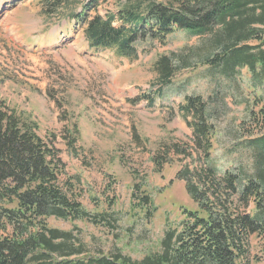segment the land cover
Here are the masks:
<instances>
[{
    "label": "rangeland",
    "instance_id": "1",
    "mask_svg": "<svg viewBox=\"0 0 264 264\" xmlns=\"http://www.w3.org/2000/svg\"><path fill=\"white\" fill-rule=\"evenodd\" d=\"M40 1L0 0V104L52 141L65 165L60 181L91 216L52 217L47 224L71 233L83 257L122 253L141 260L158 253L183 210L196 208L177 178L191 160L174 146L193 149L192 118L186 120L181 107L190 97L206 103L215 127L209 165L219 175L244 176L252 172L248 133L259 132L249 113L258 110L264 84L246 69L221 63L227 43L221 28L205 36L177 30L165 44L141 41L138 58L129 60L114 50L91 49L76 22L47 18ZM138 1L162 0H109L92 15H117ZM161 58L168 60L169 76ZM261 244L251 238L253 264L262 257Z\"/></svg>",
    "mask_w": 264,
    "mask_h": 264
},
{
    "label": "trees",
    "instance_id": "2",
    "mask_svg": "<svg viewBox=\"0 0 264 264\" xmlns=\"http://www.w3.org/2000/svg\"><path fill=\"white\" fill-rule=\"evenodd\" d=\"M108 1L40 4L47 18L76 22L91 49L114 50L129 60L138 58L141 41L165 44L177 30L205 36L221 28L227 42L221 63L246 69L256 83L264 84V0L138 1L119 8L117 15H92ZM117 17L121 27L114 26ZM159 65L164 76L171 74L167 59L161 58ZM254 105L258 110L250 111L249 120L259 132L248 133L247 145L252 172L219 175L209 165L215 127L206 103L199 97L186 100L181 111L186 120L192 118L187 125L193 130V149L174 148L191 160L177 178L196 208L183 210L182 220L165 232L160 252L133 260L122 253L83 257V246L72 243L71 233L48 226L52 217L78 221L91 216L73 189L60 181L65 165L52 141L41 137L36 123L0 104V264H253L254 236L262 242L258 264H264V93ZM147 201L145 197L138 205Z\"/></svg>",
    "mask_w": 264,
    "mask_h": 264
}]
</instances>
